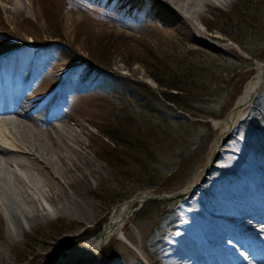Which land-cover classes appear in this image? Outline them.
<instances>
[{"label": "rangeland", "instance_id": "rangeland-1", "mask_svg": "<svg viewBox=\"0 0 264 264\" xmlns=\"http://www.w3.org/2000/svg\"><path fill=\"white\" fill-rule=\"evenodd\" d=\"M18 1L0 0V86L16 90L21 101L39 102L43 115L64 121L70 137L79 142L77 149L94 157L102 174L87 186L89 192L81 185L69 189L86 193L92 201L84 216L71 218L49 207L51 220L33 228L27 225L19 238L11 240L6 236L8 220L0 212V252L8 264H45L95 237L112 210L135 196L184 192L205 166L217 137L212 120L228 115L255 74V62L264 56L251 59L219 32L241 0L217 1L202 20H195L201 41L166 27L148 30L98 1L21 0L14 16L9 11ZM69 14L76 17L70 27ZM15 49L20 51L6 56ZM145 51L169 71L163 75L165 83L174 73L200 72L206 84L221 91L206 103V110L223 117L196 118L178 111L189 119L179 123L176 113L154 101L156 96L162 99L167 88L152 79ZM128 124L130 135L119 129ZM113 130L118 144L106 138ZM232 133L223 139L224 152L208 178L194 189L192 198H183L193 216L199 209L213 213L222 209L217 192L223 189L244 194L243 201L264 213V196L256 185L258 176L264 177V85ZM140 143L148 145L150 156ZM27 182L36 184L34 179ZM179 198L158 200L159 208L152 211L142 208L145 201L137 202L128 223L151 224L143 246L120 249L117 238L123 240L124 231L119 232L102 249L111 257L102 264H142L154 258L155 248L164 245L179 224ZM70 242L74 244L64 246ZM98 258L86 264H98Z\"/></svg>", "mask_w": 264, "mask_h": 264}, {"label": "bare ground", "instance_id": "bare-ground-1", "mask_svg": "<svg viewBox=\"0 0 264 264\" xmlns=\"http://www.w3.org/2000/svg\"><path fill=\"white\" fill-rule=\"evenodd\" d=\"M22 1L10 8L12 15L19 12ZM217 1L230 0H91L109 6L148 30L159 26L175 29L197 41L202 39L195 20H202L203 14L215 8ZM66 18L69 27L75 23L73 14ZM229 45L237 50L232 43ZM18 51L20 49L11 50L6 56ZM254 65L255 74L244 86L232 113L222 120H212L217 137L205 166L184 192L176 194L181 199L179 224L172 227L171 236L164 245L155 248V257L142 264H264V213L259 206L243 201L244 194L236 195L223 189L217 192L222 209L217 213L199 209L194 211L197 216H193L188 211L187 198L183 199L194 196V189L200 186V181L210 170L211 158L223 154V139L233 134L232 126L235 128L257 98L258 88L264 81V61L259 60ZM16 92L5 86L0 88V212L8 220L6 236L11 240L19 238L27 225L33 228L51 220L54 214L49 207L71 218L84 216L92 201L86 193L70 192L69 189L81 185L89 192L88 187L102 177L91 160L95 158H88L77 149L79 142L76 137H70L64 121L56 120L53 115H43L39 112V102L21 101ZM258 178L256 185L264 196V177ZM26 179L29 182L34 179L36 184L28 185ZM152 195L156 194L135 196L114 208L95 237L45 264H86L122 231L123 240L117 238L120 249H141L151 224L147 221L129 224L128 221L134 205ZM0 264H8L2 252Z\"/></svg>", "mask_w": 264, "mask_h": 264}, {"label": "trees", "instance_id": "trees-1", "mask_svg": "<svg viewBox=\"0 0 264 264\" xmlns=\"http://www.w3.org/2000/svg\"><path fill=\"white\" fill-rule=\"evenodd\" d=\"M233 18L234 20H232ZM227 22H224L225 29L219 30L223 35L227 36L230 41L240 47L244 52L247 53L252 59H257L264 56V0H241L235 6L233 14L229 13L226 15ZM237 21V22H236ZM239 23V24H238ZM146 57V65L151 68V77L158 83L161 88H167V91L162 93V99L158 96L155 97L154 101L162 104L166 109L177 114L178 122L182 123V120H189L183 114H178V111L186 112L196 118H212V117H223V113L217 114L215 110H206V103L214 100L217 95L221 93L220 89L213 88L206 84V81L200 72L186 74L184 76L177 75L176 73L171 74V79H168L167 83L163 80V75L169 71L165 68L159 67V59L153 60L152 54ZM148 52V53H147ZM165 69V70H164ZM163 70L165 71L164 73ZM129 84L136 87L137 84L126 80ZM138 85V84H137ZM258 97V96H257ZM171 104V105H170ZM204 104V105H203ZM175 106V108H174ZM122 133L129 134L132 130L130 124L121 125L119 128ZM127 131V132H126ZM119 134V133H118ZM117 134V135H118ZM130 135V134H129ZM111 142L117 143L118 139L115 138V130L106 133V138ZM208 143V142H207ZM118 144V143H117ZM140 145L144 151L150 156L148 145L146 143ZM192 149H188L191 152ZM159 202L146 203L142 208L145 211L156 210L159 208ZM148 214V212H146ZM146 214V215H147ZM89 237L86 236V238ZM31 243L32 241H30ZM28 243V244H29ZM73 242L67 243L64 246H70ZM111 256V255H110ZM97 261L98 264H102L107 258L110 259L108 252L102 251ZM95 263V262H94Z\"/></svg>", "mask_w": 264, "mask_h": 264}, {"label": "water", "instance_id": "water-1", "mask_svg": "<svg viewBox=\"0 0 264 264\" xmlns=\"http://www.w3.org/2000/svg\"><path fill=\"white\" fill-rule=\"evenodd\" d=\"M263 84H264V81H263ZM263 84H261V86H263ZM261 88V87H260ZM260 88H258V91L257 92H259V90H260ZM232 111H233V109L229 112V114L227 115V117L232 113ZM233 128H234V125L232 126ZM230 136V135H229ZM229 136L228 137H226V138H229ZM217 158H218V156H214V157H212L211 158V162H210V170L208 171V172H206L207 174L206 175H204V177H203V179L200 181V183H203L205 180H206V178L208 177V175L210 174L209 172L212 170V167L214 166V164L216 163L215 161H217ZM176 194H179V193H176ZM176 194H171V195H160V194H156V195H152V196H149L147 199H146V201H158V200H166V199H172L173 197L174 198H176V197H178V195H176Z\"/></svg>", "mask_w": 264, "mask_h": 264}]
</instances>
